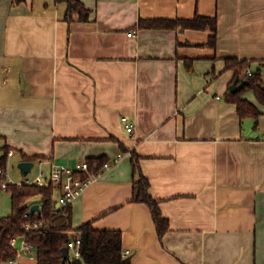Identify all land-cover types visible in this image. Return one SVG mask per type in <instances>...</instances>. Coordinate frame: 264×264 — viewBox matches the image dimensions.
<instances>
[{
	"label": "crops",
	"instance_id": "crops-1",
	"mask_svg": "<svg viewBox=\"0 0 264 264\" xmlns=\"http://www.w3.org/2000/svg\"><path fill=\"white\" fill-rule=\"evenodd\" d=\"M81 1L87 20H68L57 0H0L8 162L49 171L122 153L71 204L73 227L119 230L131 264H264V105L246 91L261 113L241 118L225 68L246 59L264 76V0ZM195 14L216 17L215 47L208 30L138 25ZM133 152L168 219L161 237L148 205L131 200ZM21 260L36 264L33 251Z\"/></svg>",
	"mask_w": 264,
	"mask_h": 264
},
{
	"label": "trees",
	"instance_id": "trees-1",
	"mask_svg": "<svg viewBox=\"0 0 264 264\" xmlns=\"http://www.w3.org/2000/svg\"><path fill=\"white\" fill-rule=\"evenodd\" d=\"M67 5L66 18L72 19L77 14L79 20H87L89 9L81 0H57ZM140 27L169 28V29H199L210 32L206 45L215 47L217 39V21L215 16L195 14L192 18H152L140 19ZM190 61V60H187ZM187 66L189 64L187 63ZM225 68L234 72V80L243 82L242 87L235 92H227V100L236 105L238 115L257 117L261 111L251 101L242 96L246 91H252L257 101L264 105V76L258 69L248 74L249 61L235 57L225 58ZM5 153L8 147H0ZM106 158L90 159V163L103 162ZM6 155L0 161V167L6 169ZM135 174L133 179L132 201L143 202L148 205L159 237L168 229V219L162 215L158 201L154 199L148 189L149 182L142 174L139 157L133 152L131 157ZM6 175L0 174L1 183ZM6 190L11 196V210L9 214L0 216V261H5L16 255L11 240L24 236L25 241L32 245L36 264H131L129 256H125L122 249L121 232L114 229L96 230L89 222L78 227L72 226L71 204L56 207L59 188L51 181L46 185L37 184H8ZM36 199V200H35ZM33 200H35L33 202ZM38 203L40 210L28 212L30 205ZM36 223L35 228L26 229L27 224ZM80 236V257L69 256L62 260V247L69 240Z\"/></svg>",
	"mask_w": 264,
	"mask_h": 264
},
{
	"label": "built area",
	"instance_id": "built-area-1",
	"mask_svg": "<svg viewBox=\"0 0 264 264\" xmlns=\"http://www.w3.org/2000/svg\"><path fill=\"white\" fill-rule=\"evenodd\" d=\"M248 74H251V70L248 71ZM124 128L130 134L134 130V123L127 117L123 116L121 118ZM13 150L9 149L6 153L0 152V161L6 155V165L8 162V158L13 155ZM122 156V153H118L112 158L106 159L103 162H94L90 163L87 160H83L81 162L76 163L75 166H69L64 164H55L50 162V170L45 171L43 169H39L38 173L32 177L25 179L23 181H15L12 179H6L1 183V189H6L8 184H16L18 186L22 184H37V185H46L49 181L58 186L59 188V196L57 198L56 207L64 206L72 204L84 191L86 186L98 176L100 172L108 168L109 166L115 164ZM43 160H39L38 164H42ZM0 174L6 175L7 178V168L0 167ZM29 213L25 212L24 217H27ZM37 226L36 223L27 224L26 229L35 228ZM80 236L76 238H72L66 244L69 252V256L73 258L80 257ZM11 245L14 247V238L11 240ZM15 248V247H14ZM16 250V248H15ZM22 250L31 253L33 251V247L31 244L26 241L22 245L21 250H16V255L12 258H8L5 261H0V264H24L21 260ZM125 256L130 255V251L128 249L123 250Z\"/></svg>",
	"mask_w": 264,
	"mask_h": 264
},
{
	"label": "rangeland",
	"instance_id": "rangeland-1",
	"mask_svg": "<svg viewBox=\"0 0 264 264\" xmlns=\"http://www.w3.org/2000/svg\"><path fill=\"white\" fill-rule=\"evenodd\" d=\"M18 154L15 155L13 160H9L7 162L6 168H7V179H12L15 181H20L21 179H25L26 176L30 178L33 177V175L37 174L38 166H33L32 170L27 174L23 175L21 172V169L17 166V158ZM11 210V196L9 191L6 189L0 190V216H4L9 214Z\"/></svg>",
	"mask_w": 264,
	"mask_h": 264
},
{
	"label": "water",
	"instance_id": "water-1",
	"mask_svg": "<svg viewBox=\"0 0 264 264\" xmlns=\"http://www.w3.org/2000/svg\"><path fill=\"white\" fill-rule=\"evenodd\" d=\"M243 85V82L237 83V80H234L230 87L229 90L231 92H235L238 91ZM34 165V161L32 160H22L20 161L17 166L22 170V172L26 175L28 174ZM58 206V204H57ZM40 210V205L38 203H33L30 205L29 211L30 213H34ZM69 257V252H68V248L67 246H63L62 247V260H66Z\"/></svg>",
	"mask_w": 264,
	"mask_h": 264
}]
</instances>
